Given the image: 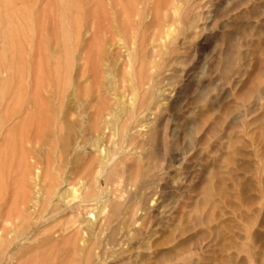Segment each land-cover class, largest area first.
<instances>
[{
	"label": "rangeland",
	"instance_id": "374dc122",
	"mask_svg": "<svg viewBox=\"0 0 264 264\" xmlns=\"http://www.w3.org/2000/svg\"><path fill=\"white\" fill-rule=\"evenodd\" d=\"M263 13L0 0V228L34 188L62 211L31 233L5 224L0 264H264ZM70 228L75 242L55 237Z\"/></svg>",
	"mask_w": 264,
	"mask_h": 264
},
{
	"label": "bare ground",
	"instance_id": "6f19581e",
	"mask_svg": "<svg viewBox=\"0 0 264 264\" xmlns=\"http://www.w3.org/2000/svg\"><path fill=\"white\" fill-rule=\"evenodd\" d=\"M264 14V13H263ZM174 16V15H173ZM180 26V25H179ZM171 29H173V28H171ZM153 51H152V53H151V55H152V58H156L157 57V55H156V53H157V51H156V49L154 48V49H152ZM151 55H150V57H151ZM214 56V55H213ZM129 66L131 67L132 65H131V62H130V64H129ZM187 71V70H186ZM81 73V72H80ZM209 73V72H208ZM227 73V72H226ZM81 74H83V73H81ZM125 76V75H124ZM123 76V77H124ZM147 75H145V77H146ZM80 78V77H79ZM144 80V73L142 74L141 73V81L139 82V84H137V85H134V86H132L131 87V94L132 95H134V100L136 101V99L139 97V95H140V93H141V91H143V89H149V88H145V86H144V84H143V81ZM151 80V79H150ZM146 81H147V77H146ZM145 81V82H146ZM241 81V80H240ZM253 81V80H252ZM151 84V83H150ZM147 86H149V84L147 85ZM173 86V85H172ZM130 90V89H129ZM149 91V90H148ZM172 91H173V89H172ZM166 94V93H165ZM99 95H100V93H99ZM144 101L143 102H145V101H150V103L151 104H154L155 105V109L157 110H159V108H160V101H158L157 99H156V97L155 96H150V97H144ZM98 100V99H97ZM98 102V101H97ZM108 103V102H107ZM167 102H165V104H166ZM164 104V103H163ZM129 112H130V110H128ZM156 112V111H155ZM107 116V115H106ZM117 119V118H116ZM202 121V120H201ZM122 126V125H121ZM215 128V127H214ZM3 137V136H2ZM19 143V142H18ZM16 145V144H15ZM78 149V148H77ZM81 149V148H80ZM2 150V149H1ZM5 150V149H4ZM7 150V149H6ZM2 152V151H1ZM1 155V154H0ZM132 158V157H131ZM94 164H96V163H94ZM100 164V163H99ZM2 165V164H1ZM86 165V164H85ZM85 165H83V166H85ZM91 167H92V164L91 165H89V167H88V169H91ZM87 168V167H86ZM39 170V169H38ZM37 175V174H36ZM38 179H39V176H38ZM203 180H202V186L205 184V185H208L209 183H210V180L212 179V177H211V175H210V172H206L205 173V175H204V177L202 178ZM36 181H40V180H37V178L35 179ZM35 180H34V182H35ZM66 180V179H65ZM84 181V180H83ZM82 181V182H83ZM68 182V181H67ZM84 183V182H83ZM223 184V183H222ZM36 184H34V186H35ZM67 185V184H66ZM200 185H201V183H200ZM20 186V185H19ZM39 185H37V187H38ZM51 187H52V185H51ZM199 187V186H198ZM197 187V188H198ZM40 188V187H39ZM53 188V187H52ZM201 188V187H200ZM35 190H33L31 193L32 194H30V195H32V196H30V198L28 199V195H25V197H27L26 199H22L23 200V202H19L21 205H22V208L20 207V206H18V207H20V208H17V209H20L18 212H17V215H15L16 217H9L8 218V220H5V223L3 222V224H4V226H2V228H0V232H2V230L4 231V227H5V224H11V229L10 230H8V232L10 233V235L11 234H14V233H16V230L19 228V227H24V221L26 222H28V219H31V223H30V221H29V223H28V225H27V227H28V232H30L31 233V231L33 230V228L34 227H38V226H40L43 222H48L49 220H51L52 218H54L55 216H57L58 214H60L62 211H58V212H52V213H50V211H49V213L50 214H47L46 213V211H44L45 209H43V207H45L44 206V204H43V202H42V198H43V195H42V193L41 192H37L36 191V189L37 190H39L38 188H34ZM83 189V188H82ZM53 190V189H52ZM70 190V189H69ZM16 191V190H15ZM34 191H36V192H34ZM67 191V190H66ZM22 192V191H21ZM55 192V191H54ZM54 192H52L53 194H54ZM79 190L78 189H75V188H73L72 189V195L70 194V196H69V198L70 199H72V201H75V200H77L78 198H79ZM52 193L51 194H48V195H52ZM86 193V192H85ZM203 193V192H202ZM21 195V194H20ZM20 195L19 196H17V197H20ZM23 195V194H22ZM47 195V196H48ZM24 196V195H23ZM59 196H60V194H59ZM213 196V195H212ZM24 197V198H25ZM60 197H62V196H60ZM68 199V198H67ZM21 200V199H20ZM19 200H17V202H18ZM47 201V200H46ZM64 201V200H63ZM67 201V200H66ZM203 201V200H202ZM65 202V201H64ZM68 202V201H67ZM71 202V201H70ZM110 202H111V200H110ZM109 202V203H110ZM108 203V204H109ZM18 204V203H17ZM120 205V204H119ZM122 205V204H121ZM16 206V207H17ZM106 206V205H105ZM104 206V207H105ZM108 206V205H107ZM107 206H106V209H107ZM129 209V208H128ZM16 210V209H15ZM108 211V210H107ZM3 212V211H2ZM48 212V211H47ZM9 216V215H8ZM113 216V215H112ZM2 217V216H1ZM117 219V218H116ZM2 220V219H1ZM53 224V223H52ZM51 224H49V226H50ZM41 226H43V225H41ZM48 226V225H47ZM18 231V230H17ZM1 235V234H0ZM54 235H55V237L56 238H64L65 236H68L69 237V239H75L76 240V237H77V232H76V229H73V230H71V228L70 229H68V230H65V231H57V232H55L54 233ZM27 236V235H26ZM13 237V235L11 236V238ZM66 238V237H65ZM33 239V238H32ZM42 239V238H41ZM12 240V239H11ZM18 240H19V237H16V238H14L11 242H10V246H9V248H8V252H9V250L11 249V247L12 246H14L17 242H18ZM65 240H67V238L65 239ZM64 240V241H65ZM4 241V240H3ZM24 241V240H23ZM74 241V240H73ZM31 242V241H30ZM68 242V241H67ZM70 242V241H69ZM68 242V243H69ZM75 242V241H74ZM27 243H29V242H27ZM9 244V243H8ZM53 245V244H52ZM8 246V245H7ZM27 246V245H26ZM56 246V245H55ZM90 248H92V247H90ZM89 248V249H90ZM70 250H71V248H69ZM88 249V250H89ZM5 250V249H4ZM59 250V249H58ZM68 250V249H67ZM69 250V251H70ZM74 250V249H73ZM53 251V250H52ZM51 251V252H52ZM92 251V250H91ZM24 252V251H23ZM48 253V252H47ZM70 253V252H69ZM76 253V249L73 251V254L74 255H76L77 256V253ZM88 253H89V251H88ZM53 254V253H52ZM58 254V253H57ZM57 254H56V256H57ZM88 255V254H87ZM92 255V254H91ZM68 257V256H67ZM72 257V256H71ZM75 258V257H74ZM91 258V257H90ZM55 259V258H54ZM35 260V259H34ZM45 260H47V258L45 259ZM55 261V260H54ZM89 261V260H88ZM53 262V261H52ZM56 262V261H55ZM70 262V261H69ZM23 263H25V262H23ZM49 263V262H48ZM54 263V262H53ZM57 263V262H56ZM55 263V264H56ZM88 263V262H87ZM20 264V263H19ZM22 264V263H21ZM60 264V263H59ZM69 264V263H68ZM71 264V263H70ZM76 264V263H75ZM80 264V263H79ZM83 264V263H82Z\"/></svg>",
	"mask_w": 264,
	"mask_h": 264
}]
</instances>
